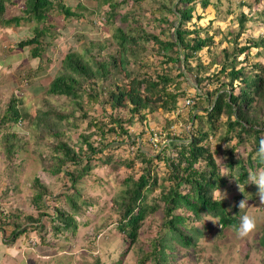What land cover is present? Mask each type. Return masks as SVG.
Masks as SVG:
<instances>
[{"label": "rangeland", "instance_id": "obj_1", "mask_svg": "<svg viewBox=\"0 0 264 264\" xmlns=\"http://www.w3.org/2000/svg\"><path fill=\"white\" fill-rule=\"evenodd\" d=\"M63 1L67 6L72 5L73 9L78 5L77 0ZM81 1L88 8L82 17H72L69 21L64 19L63 14L51 12L46 26L42 25L49 30V34L44 39V44L49 46L41 59H34L31 56V47L25 50L17 48L19 42L32 37L33 23L23 20L19 26L3 28L0 25V60H3V65L0 66V118L13 97L18 99V107L25 115L24 119L12 125L11 129H8L9 125L0 128V264L3 258L9 259V264H96L98 260L101 264H137L141 254L151 252L154 244L158 242L157 239L167 233L164 228V204L160 196L163 188H168L171 183L168 180L169 170L166 162L159 160L157 155L166 147V153L170 154L172 152V149L169 150L170 145L173 147L181 143L180 141L187 137L185 132L197 128L200 121L197 120L195 124L191 121L194 114L203 117L204 126L206 129L210 128V124L208 125L205 120L207 116L204 110L210 104L206 101L202 107H196L197 109L194 105L206 100L208 92L212 93L219 88L213 76L219 65L223 63L222 58H217V64L210 67L209 71L201 70L199 76L205 78L201 84L197 83L195 75L183 69L186 76L180 78L183 96L178 101L179 110L175 112H166L162 108L152 112L145 110L143 121L140 120V114H135V124L125 126L132 139L119 134L118 128L117 132H107L102 139L94 127L90 129L89 121L102 118L103 111L100 104L86 107L84 110L86 116L81 110L74 111L73 117L59 123L58 131L64 134L61 141L74 146L79 142L81 134L97 133L98 137H94L93 140L101 139L97 147L98 151L101 149L102 152L91 155V158L82 155L81 163L75 164L70 161L58 174L45 173L42 163L44 160L49 162L57 156L53 151L56 140L48 135H44L42 139V130L37 128L36 118L42 117L41 113L49 108L48 103L58 111L66 113L75 109L71 106L70 100L47 94L45 91L48 85L61 70L63 60L69 52L83 54L85 49H90L95 51V56L99 54L106 58L108 53H115L118 47L114 35L117 27L122 26V21L117 16L107 21L106 13L111 9L110 3L101 4L100 0ZM113 2L120 4V9L117 10L120 15L134 8L132 0H113ZM9 5L11 6L6 18L23 15L24 0H10ZM163 5L172 7L168 0H146L139 4L140 12L147 11L146 29L151 33L160 34L161 29L165 32L168 29L167 25L155 21L154 17L156 20L176 19L172 13L164 11L161 13L160 9ZM240 13L248 17L245 31L239 39L241 45L246 44L249 39L262 42L261 46L253 49L247 60L242 63L245 66L255 63L264 66V0L258 2L257 0H210L207 9L200 5L199 0L196 1L193 19L185 24V28L190 30L197 28L202 38H212L213 43L199 54L203 65L208 66L212 58L228 46L227 40H230L228 33L230 30H238L237 18ZM125 28L128 30L127 26ZM195 36L196 34H192L188 37ZM101 46L105 47L104 50L96 53ZM140 50H142L139 52L140 60L134 67L135 72L148 73L152 76H155L156 72H162V68L166 65L165 59L158 53L153 42L142 44ZM245 57L246 54H243L239 60H244ZM196 64L197 61L193 60L192 65L196 67ZM40 66L41 70L36 72ZM169 66L182 67L180 63L173 62ZM176 68L173 70V75L179 74ZM106 109L114 116L125 119L131 117L128 109L113 111L109 105H106ZM102 119L106 123L109 121L106 117ZM218 124L217 130L209 129L210 136L204 143H208L212 151L218 150L216 160L221 169L222 164L225 165V152L228 150V142L221 140L227 130L226 117L222 116ZM7 131H14L19 137L15 142L18 152L15 153L11 163L6 157L1 141ZM236 141L237 139L234 138L230 146L235 145ZM246 147L238 146V153H243ZM141 152H146L153 158L149 169L152 178L158 179L159 186L149 193L147 204L153 205L157 202L159 208L155 213L147 215L137 242L129 247L126 236L118 228L121 214L115 202L126 190V180L131 177L137 180L147 170L146 164L142 162ZM87 163L90 169L75 188L72 187L66 172L83 169ZM37 178L49 190V194L45 196L47 208H44L49 215L55 212L56 207L70 210L65 194L76 200L81 209L76 215L77 229L75 232L70 231L68 234L55 236L51 232V219L43 217L40 220L46 230H39L38 233L29 231L14 244L6 245L5 237L10 235L15 226L21 225V229L34 227L31 226L33 224L28 220V216L32 215L36 219L43 212L36 210L33 203L35 193L33 182ZM162 183L165 187L160 186ZM220 191L227 193L223 200L232 209L237 207L240 200L245 198L248 200L249 206L252 207L244 210L243 215L248 214L256 219L255 231L241 238L236 229L229 227L223 229L220 234L221 226L218 219L210 216H204L201 221L187 222L188 229L204 225L209 227H206L205 234L197 239L194 248L187 249L172 241L174 249L172 251L168 249L167 253L175 255L176 261L174 260L173 264H264L262 241L264 206L259 203L257 187L250 184L241 193L235 178H232ZM216 198L222 200V194ZM177 213L181 214L182 211ZM40 235L46 239L44 244ZM146 264H155V261L152 258Z\"/></svg>", "mask_w": 264, "mask_h": 264}, {"label": "trees", "instance_id": "obj_2", "mask_svg": "<svg viewBox=\"0 0 264 264\" xmlns=\"http://www.w3.org/2000/svg\"><path fill=\"white\" fill-rule=\"evenodd\" d=\"M77 1L78 5L73 9L72 5L67 6L63 0H24L23 15H15L8 19L6 15L10 10V0H0V25L3 28H9L12 25L19 26L23 20L33 23L32 37L19 42L17 48L25 50V48L31 47V56L34 59H41L42 55L48 51L49 46L44 44V39L49 34V30L45 27L49 15L51 12L61 13L64 19L69 21L72 17L80 18L88 8L81 0ZM100 1L101 4L110 3L111 9L106 13L107 21L114 16L119 17L122 21V26L117 27L114 35L118 42L117 51L108 53L106 58L99 54L95 56V51L90 49H85L83 54L71 51L65 56L61 70L50 82L45 92L50 96L70 100L71 106L75 109L66 113L58 111L48 103L49 108L41 113L42 117L36 118L37 128L42 130V139H44V135H48L56 140L53 151L57 156L49 162L43 161L45 173L58 174L62 172L68 162L79 164L83 161L82 155L91 158V155L102 152L101 149L98 151L97 145L107 132H117V128L120 129L119 134L132 139L125 126L135 124V114H140V120L143 121L145 119L143 111L145 110L151 112L157 111L159 108L166 112L179 110L178 101L183 96L180 78L186 76L183 69L195 75L197 83L201 84L205 80L204 77L199 76L201 70L207 72L210 67L217 64V58L223 59V63L219 65L213 76L214 81L219 84V88L212 93L208 92L206 100H201L194 105V108H198L202 107L206 101L210 104L208 108L204 109L207 116L205 120L208 125L210 124V128L206 129L204 126L203 117L194 114L191 121L194 124L197 120L200 121L197 128L194 127L192 131L185 132L187 137L180 141L181 143L173 147L170 145L169 150L172 149L170 154L166 153V147L157 155L159 160H165L169 170L168 180L171 183L168 188H163L160 196V200L164 204V228L167 233L157 239L158 242L154 244L151 252L141 254L137 264H146L152 258L155 264H173L175 255L167 253L168 249L170 251L174 249L172 241L187 249L194 248L197 239L205 234L206 227H209L204 225L188 229L187 222L201 221L204 216H210L218 219L221 226L220 234L223 229L229 227L238 230L243 211H240L238 207L229 208L227 202L214 197L213 192L216 188L219 190L224 188L232 178H235L236 183L246 189L249 171L264 167V163L255 158L259 143L264 139V66L261 63L245 66L242 63L247 60L253 49H258L261 46L262 42L249 39L246 44L241 45L239 39L245 31L248 17L244 13H240L237 18L238 30H230L228 33L230 37V40H227L228 46L224 47L219 55L213 57L208 66H205L202 64L199 54L213 43L212 38H202L199 34L200 30L197 28L194 30L185 28V24L193 19L197 0H168L172 7L163 5L160 9L161 13L162 11L172 13L176 19L174 21H169L167 18L156 20L154 17L155 21L167 25V33L161 29L160 34L151 33L146 29L147 11L140 12L141 7L139 6L146 0H132L134 8L122 15L117 11L120 9L118 2ZM199 3L204 9L210 6V0H199ZM94 10L97 11V9ZM43 24L44 27H42ZM126 26L128 30H126ZM192 34H196V36L189 38L188 36ZM150 41L157 47L158 53L164 57L166 65L162 68V72H156L155 76L148 73L137 74L134 67L140 60L139 52L142 51L140 46L146 45ZM104 48L99 47L96 53H100ZM243 54H246L245 59L239 60ZM193 60L197 61L196 67L192 65ZM2 61L0 60V66L3 65ZM171 62L180 63L182 67L169 66ZM41 68V66L38 67L36 72ZM175 68L179 71L178 75H173ZM126 81L127 83H125ZM97 104L102 106V118L106 117L109 121L106 123L102 118L97 121L93 119L88 122V126L90 129L94 127L100 133L101 139L93 140L98 135L92 132L81 134L79 142L74 145L75 147L68 142L61 141L64 134L58 131L59 123L64 120L68 121L75 115L74 111L76 110H81L86 116L85 108ZM106 105H109L113 111L128 109L131 117L125 119L114 116L107 112ZM222 116L226 117L227 125L225 137L221 140L228 142L224 162L228 169V176H223L217 163L218 150L212 151L209 144L204 143L210 136L208 132L218 129V123ZM24 117L25 115L18 107V99L13 97L0 118V128L9 125L8 129H11L12 125ZM234 138L237 139L236 144L230 146V142H233ZM18 139L19 137L14 131H7L1 138L9 163L13 161L15 153L18 152L15 146ZM241 145L247 147L243 153H238V146ZM174 154L175 156H173ZM141 156L147 170L137 180L133 177L127 179L126 190L115 202L118 212L121 214L118 228L126 236L129 247L137 242L147 215L155 213L159 208L157 202L153 205L147 204L149 193L159 187L158 179L152 178L149 169L153 158L149 157L146 152H141ZM89 169L90 165L87 163L83 169L67 171L66 175L69 176L71 186L75 188ZM160 186L165 187V184L162 183ZM33 188L35 190L33 203L36 210H43V212L36 219L32 215L28 216V220L33 224L31 226L34 227L21 229V225L15 226L10 235L5 237L6 245L14 244L29 231L38 233L39 230H46L40 220L43 217L51 219V232L55 236L68 234L70 231L75 232L77 229L76 215L80 213L81 209L72 196L64 195L70 204V210L56 207L55 212L49 215L44 210L47 208L45 196L49 194L47 186L37 178L33 182ZM177 211H182V213L178 214ZM40 239L43 244L46 242L43 235H40ZM262 241L264 245V236ZM96 264H101V261L98 260Z\"/></svg>", "mask_w": 264, "mask_h": 264}, {"label": "clouds", "instance_id": "obj_3", "mask_svg": "<svg viewBox=\"0 0 264 264\" xmlns=\"http://www.w3.org/2000/svg\"><path fill=\"white\" fill-rule=\"evenodd\" d=\"M255 158H258L261 163H264V139H262L259 143V148L256 151ZM221 173L223 176H228L227 166L222 164ZM255 185L258 189L257 196L259 199V203L261 206H264V167H258L255 170H250L247 176V185ZM237 187L241 193H243L244 189L240 184L237 183ZM222 194V200L226 198L227 193H221L219 188H216L213 192V196H220ZM237 207L240 211H244L252 206H249L248 200L242 199L238 202ZM230 211V210H229ZM257 227L256 219L253 216L245 214L240 217V225L237 230L238 235L241 238L249 236L252 232L255 231Z\"/></svg>", "mask_w": 264, "mask_h": 264}, {"label": "crops", "instance_id": "obj_4", "mask_svg": "<svg viewBox=\"0 0 264 264\" xmlns=\"http://www.w3.org/2000/svg\"><path fill=\"white\" fill-rule=\"evenodd\" d=\"M9 263H10L9 259H5V258L2 259L1 264H9Z\"/></svg>", "mask_w": 264, "mask_h": 264}]
</instances>
